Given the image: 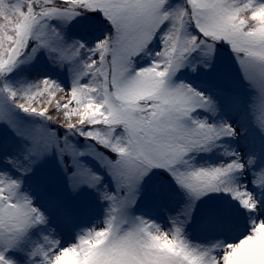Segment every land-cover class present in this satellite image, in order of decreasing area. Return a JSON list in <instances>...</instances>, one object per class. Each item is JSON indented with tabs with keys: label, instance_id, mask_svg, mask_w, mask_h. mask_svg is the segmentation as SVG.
Returning a JSON list of instances; mask_svg holds the SVG:
<instances>
[{
	"label": "rangeland",
	"instance_id": "rangeland-1",
	"mask_svg": "<svg viewBox=\"0 0 264 264\" xmlns=\"http://www.w3.org/2000/svg\"><path fill=\"white\" fill-rule=\"evenodd\" d=\"M30 1L0 0V264H263L264 29L238 19L243 0H79L93 16ZM245 3L264 13V0ZM197 26L247 55L198 40ZM35 65L65 98L76 81L89 89L114 126L86 134L119 162L71 135L66 168L44 118L3 91ZM182 167L210 168L232 203L195 219L203 234L156 170ZM85 242L102 247L95 259L79 260Z\"/></svg>",
	"mask_w": 264,
	"mask_h": 264
},
{
	"label": "trees",
	"instance_id": "trees-1",
	"mask_svg": "<svg viewBox=\"0 0 264 264\" xmlns=\"http://www.w3.org/2000/svg\"><path fill=\"white\" fill-rule=\"evenodd\" d=\"M242 2H244V4H241L239 7L238 19L243 20L246 25V29H264V13L259 17H253L254 12L251 9V6L246 4L245 0ZM187 3L189 5L188 0ZM33 4H35V2L31 0L30 3H27V5L24 6V10H28L29 12L30 9L31 12ZM50 5L55 8L80 11L91 16L95 14V12H91L85 8L79 0H53ZM2 19L3 18L0 16V37L4 35V31L1 27L7 21L6 18ZM95 23L96 20L90 22L84 31L91 29ZM107 23L110 24L108 20ZM193 31L197 33L198 40L213 43L230 53L237 54L242 57L247 55V53H241L231 49L228 44L216 39L213 36L204 34L198 26L197 28H194ZM24 41L28 52H30V50L38 44L37 39L30 38V36L26 37ZM76 63L79 70L84 72V67L80 58H77ZM45 70L46 69L44 67L35 65V67L28 72L22 73L19 76V81L12 84L10 88L8 87L4 89L3 86V91L7 92V94L13 98L14 103L20 111L25 113L31 112L44 118L48 128L57 136L59 146L63 148V162L69 171L74 170V165L72 159L64 148L71 135L79 136L80 141L82 142H92L97 149L102 154L110 158L113 163L119 162L122 159L123 154L116 152L110 141L102 142L86 134V132L91 129H110L114 126L113 124H109L108 120L104 118V114L93 101L89 89L84 87L79 81H76L73 86L66 82L64 84L70 85L72 88L70 89L69 97L65 98L64 87L55 81H44V75L46 74ZM47 73L50 74V72ZM144 113H147L146 115L149 114L146 111ZM257 132L261 136H264V130H258ZM156 170L166 178L164 181L168 184V186L172 187L177 193L182 195V201L184 199V203H188L187 205L190 209H194L200 213L201 216L195 212V214H198L199 216L194 218L193 221L189 223V225H192L193 230H196L197 234H203L204 227H201V222L208 224L209 222L212 223L216 220L217 216H223L222 214L227 216V213H225L224 210L221 213V203L226 199H224L221 195L220 188L216 183L218 177L210 168L203 174L196 171H194L193 174H190L188 173L189 170L183 167L178 172L166 171L160 168ZM188 182H190V185H188ZM223 206L225 209H230L232 203H223ZM192 214L194 213L192 212ZM195 219L199 220L201 225H193L192 223ZM101 248L102 247L100 245L91 244L89 242L82 243L79 260H83L86 256L84 255V249H89L88 259L93 260L100 254ZM151 250L153 252L152 248ZM261 257L264 264V254H261Z\"/></svg>",
	"mask_w": 264,
	"mask_h": 264
}]
</instances>
